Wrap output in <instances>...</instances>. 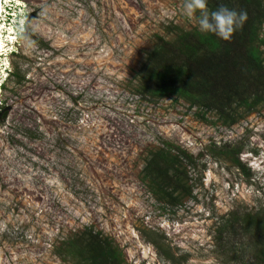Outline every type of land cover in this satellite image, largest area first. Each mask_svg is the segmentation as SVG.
<instances>
[{
  "label": "rangeland",
  "instance_id": "rangeland-1",
  "mask_svg": "<svg viewBox=\"0 0 264 264\" xmlns=\"http://www.w3.org/2000/svg\"><path fill=\"white\" fill-rule=\"evenodd\" d=\"M3 1L0 264H93L107 247L118 264H264V104L230 125L140 73L159 39L198 30L180 0ZM163 143L187 158L181 184L147 177Z\"/></svg>",
  "mask_w": 264,
  "mask_h": 264
},
{
  "label": "trees",
  "instance_id": "trees-1",
  "mask_svg": "<svg viewBox=\"0 0 264 264\" xmlns=\"http://www.w3.org/2000/svg\"><path fill=\"white\" fill-rule=\"evenodd\" d=\"M223 4L247 12L246 22L229 40L198 30L182 32L171 42L159 39L140 73L145 72V81L152 84L147 86L152 96L182 100L190 109L214 112L231 125L237 120L238 109L250 113L264 104V60L259 52V47H264L259 39L264 13L260 0H225ZM166 57L169 63L163 61ZM174 151V146L163 143V149L152 155L147 165L151 181L165 177L172 169L175 182H183L186 176L179 169L187 158L171 155ZM239 153L240 148L233 152V163L248 175L238 161ZM106 250L94 256L92 263L118 264L115 251Z\"/></svg>",
  "mask_w": 264,
  "mask_h": 264
},
{
  "label": "clouds",
  "instance_id": "clouds-1",
  "mask_svg": "<svg viewBox=\"0 0 264 264\" xmlns=\"http://www.w3.org/2000/svg\"><path fill=\"white\" fill-rule=\"evenodd\" d=\"M12 4L9 7H13ZM180 10L201 33H212L226 41L247 20L246 11H237L223 3L209 10L208 0H180Z\"/></svg>",
  "mask_w": 264,
  "mask_h": 264
},
{
  "label": "bare ground",
  "instance_id": "bare-ground-1",
  "mask_svg": "<svg viewBox=\"0 0 264 264\" xmlns=\"http://www.w3.org/2000/svg\"><path fill=\"white\" fill-rule=\"evenodd\" d=\"M6 4H7V2L0 0V59L5 58L7 56L5 54L6 50H7V45L5 44V39H6L7 43L9 44L8 46H11L13 44L11 42L15 41V38L11 37L12 32L8 31L6 36H3V34H2V31L5 30V28L3 27V26H5V25H3V17H4L3 15L5 14L4 6Z\"/></svg>",
  "mask_w": 264,
  "mask_h": 264
},
{
  "label": "water",
  "instance_id": "water-1",
  "mask_svg": "<svg viewBox=\"0 0 264 264\" xmlns=\"http://www.w3.org/2000/svg\"><path fill=\"white\" fill-rule=\"evenodd\" d=\"M10 108L8 107V108H6V109H4L2 112H1V114L0 115H2L4 112H6V111H8Z\"/></svg>",
  "mask_w": 264,
  "mask_h": 264
}]
</instances>
